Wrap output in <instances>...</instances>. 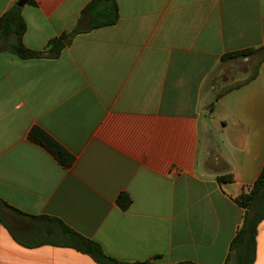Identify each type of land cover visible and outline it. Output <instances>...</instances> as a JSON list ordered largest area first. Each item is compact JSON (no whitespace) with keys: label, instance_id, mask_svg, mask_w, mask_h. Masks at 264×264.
<instances>
[{"label":"crops","instance_id":"1","mask_svg":"<svg viewBox=\"0 0 264 264\" xmlns=\"http://www.w3.org/2000/svg\"><path fill=\"white\" fill-rule=\"evenodd\" d=\"M17 1L0 0V19ZM91 1L22 7L31 49L80 29L59 57L0 52V199L121 263L226 264L244 224L236 200L264 166V50L222 57L264 48V0H116L117 22L96 28L82 16ZM34 127L70 167L29 140ZM4 218L0 264H100L34 246L45 220ZM252 264H264V220Z\"/></svg>","mask_w":264,"mask_h":264},{"label":"trees","instance_id":"2","mask_svg":"<svg viewBox=\"0 0 264 264\" xmlns=\"http://www.w3.org/2000/svg\"><path fill=\"white\" fill-rule=\"evenodd\" d=\"M28 3L34 4L35 2L34 0H29ZM102 4H104V8L97 12ZM87 15L93 18L91 28L112 25L119 18L118 4L116 0H92L82 11V16ZM26 30L27 24L22 16V8L17 5L12 6L0 19V52H11L23 59L44 56L57 58L61 55L64 48L71 43L73 37L80 32L78 28L71 32H64L51 39L43 50H35L27 47L23 41ZM261 50H264V48H250L229 53L224 55L222 60L251 57ZM257 72L258 65L248 80L252 79ZM210 107L212 110L214 104ZM29 140L43 147L63 167L68 168L73 164L74 156L41 128H32L29 133ZM129 202L130 199L128 197H125V195L120 196L119 203L123 206H126ZM236 202L245 210L244 224L231 245V255H229L226 264H252L255 261L258 227L264 220V166L252 188L244 192ZM4 214L18 220L32 217L45 220L41 225V228L43 227L44 229V234L40 236V241L34 244V246L50 244L71 247L79 252L90 255L100 264H130L121 263L109 257L97 243L79 235L58 219L47 216H30L0 199V221L3 223L5 219ZM133 264H149V262Z\"/></svg>","mask_w":264,"mask_h":264},{"label":"water","instance_id":"3","mask_svg":"<svg viewBox=\"0 0 264 264\" xmlns=\"http://www.w3.org/2000/svg\"><path fill=\"white\" fill-rule=\"evenodd\" d=\"M29 2V0H18L16 5L20 8L24 7L27 3Z\"/></svg>","mask_w":264,"mask_h":264}]
</instances>
